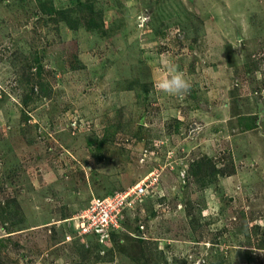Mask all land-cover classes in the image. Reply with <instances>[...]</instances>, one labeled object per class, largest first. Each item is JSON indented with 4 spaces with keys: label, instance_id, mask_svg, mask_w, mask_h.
<instances>
[{
    "label": "rangeland",
    "instance_id": "1",
    "mask_svg": "<svg viewBox=\"0 0 264 264\" xmlns=\"http://www.w3.org/2000/svg\"><path fill=\"white\" fill-rule=\"evenodd\" d=\"M0 94V264H264V0H0Z\"/></svg>",
    "mask_w": 264,
    "mask_h": 264
},
{
    "label": "built area",
    "instance_id": "2",
    "mask_svg": "<svg viewBox=\"0 0 264 264\" xmlns=\"http://www.w3.org/2000/svg\"><path fill=\"white\" fill-rule=\"evenodd\" d=\"M144 189L145 186L135 185L124 192L95 199L82 219L83 229L98 236L100 242H108L112 231L117 230L116 226L119 225L123 212L133 205Z\"/></svg>",
    "mask_w": 264,
    "mask_h": 264
},
{
    "label": "clouds",
    "instance_id": "3",
    "mask_svg": "<svg viewBox=\"0 0 264 264\" xmlns=\"http://www.w3.org/2000/svg\"><path fill=\"white\" fill-rule=\"evenodd\" d=\"M155 87L165 94L183 98L190 91L191 84L184 73L175 71L159 79Z\"/></svg>",
    "mask_w": 264,
    "mask_h": 264
},
{
    "label": "trees",
    "instance_id": "4",
    "mask_svg": "<svg viewBox=\"0 0 264 264\" xmlns=\"http://www.w3.org/2000/svg\"><path fill=\"white\" fill-rule=\"evenodd\" d=\"M115 231V230H114ZM114 231H112V233H111V237H112V235H114ZM111 240V239H110Z\"/></svg>",
    "mask_w": 264,
    "mask_h": 264
}]
</instances>
